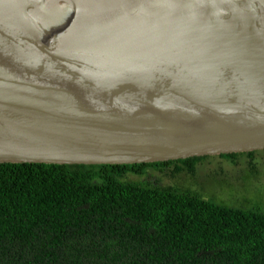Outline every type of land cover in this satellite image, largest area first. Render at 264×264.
I'll return each mask as SVG.
<instances>
[{"label":"water","instance_id":"obj_1","mask_svg":"<svg viewBox=\"0 0 264 264\" xmlns=\"http://www.w3.org/2000/svg\"><path fill=\"white\" fill-rule=\"evenodd\" d=\"M264 150V0H0V164Z\"/></svg>","mask_w":264,"mask_h":264},{"label":"trees","instance_id":"obj_2","mask_svg":"<svg viewBox=\"0 0 264 264\" xmlns=\"http://www.w3.org/2000/svg\"><path fill=\"white\" fill-rule=\"evenodd\" d=\"M207 158L0 164V264H264L257 204L232 206L144 181L149 172L193 176Z\"/></svg>","mask_w":264,"mask_h":264},{"label":"rangeland","instance_id":"obj_3","mask_svg":"<svg viewBox=\"0 0 264 264\" xmlns=\"http://www.w3.org/2000/svg\"><path fill=\"white\" fill-rule=\"evenodd\" d=\"M145 177L159 181L160 186L196 192L205 200L212 198L232 206L254 203L264 212V150L256 151L251 160L245 155L234 161L218 156L207 158L197 164L193 176L149 172ZM129 180L137 181L138 178L129 177Z\"/></svg>","mask_w":264,"mask_h":264},{"label":"flooded vegetation","instance_id":"obj_4","mask_svg":"<svg viewBox=\"0 0 264 264\" xmlns=\"http://www.w3.org/2000/svg\"><path fill=\"white\" fill-rule=\"evenodd\" d=\"M219 157V156H218ZM211 158V157H210ZM144 181H146V182H149V183H151V184H158V185H160V182L159 183H156V181L157 180H155V179H149L148 177H144ZM245 203H247V201H245Z\"/></svg>","mask_w":264,"mask_h":264}]
</instances>
